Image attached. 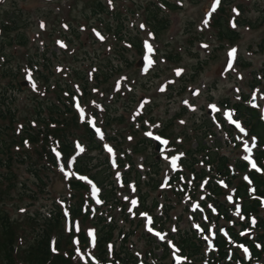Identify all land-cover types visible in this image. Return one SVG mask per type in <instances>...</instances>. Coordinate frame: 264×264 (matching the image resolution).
<instances>
[{"label": "rangeland", "instance_id": "1", "mask_svg": "<svg viewBox=\"0 0 264 264\" xmlns=\"http://www.w3.org/2000/svg\"><path fill=\"white\" fill-rule=\"evenodd\" d=\"M218 7L237 35L232 41L220 42L208 26ZM152 20L160 21V31ZM262 86L264 0H0V211L15 232V264L39 262L27 254L45 219L57 214L48 264H100L96 239L104 223L115 228L105 248L109 261L127 253L131 264L181 263L171 238L190 228L200 234L193 216L203 219L206 192L187 182L179 202L181 182L172 186L169 180L206 134L205 142L221 143L231 163L246 162L255 141L228 120L225 104L248 97L247 105L259 106L264 117ZM50 103L70 124L53 133L74 146L73 159L88 153L90 134L101 144L88 158L95 167L106 163L108 171L103 166L93 174L100 171L114 183L118 206L104 209L98 192L71 172L72 161L51 167L42 146L20 142L28 128L43 129ZM218 118L236 134L222 132ZM49 145L58 159L56 142ZM22 153L31 161L17 156ZM13 155L9 187L3 163ZM35 161L37 176L28 168ZM73 181L87 190H71ZM225 197L230 203L229 192ZM142 201L148 213L139 207ZM230 225L222 221L217 229ZM202 239L206 256L200 264H206L211 237ZM238 253L246 257L244 249ZM4 255L3 249L0 264Z\"/></svg>", "mask_w": 264, "mask_h": 264}, {"label": "trees", "instance_id": "2", "mask_svg": "<svg viewBox=\"0 0 264 264\" xmlns=\"http://www.w3.org/2000/svg\"><path fill=\"white\" fill-rule=\"evenodd\" d=\"M166 6H168L167 3ZM152 21L156 31H160L162 28L160 21ZM209 23L208 26L217 32L220 42L232 41L236 38V33L229 29L223 9L216 11L211 16ZM12 25L15 24L11 20V26ZM2 28L8 29L4 24L1 29ZM21 39L22 38L19 37V40ZM12 42L13 40H11V44ZM135 47L141 50V47L137 44H135ZM257 84L259 87L262 85L260 80ZM262 96L264 97V86H262ZM248 101V97H243L241 102H236L234 104L227 102V104H225V110L232 111L235 121L244 128L247 137L256 140L257 146L254 152V162L256 167L260 170V173L250 171L248 165L239 159L231 163L230 159L221 153L223 148L221 143L216 141L211 146L205 142L208 136L206 134L203 139H198L196 142L197 147L194 148V150L189 149L186 151L180 163L182 172L178 171L176 175L169 180V184L172 186L181 182L182 189L175 191L179 202L182 200L183 191L187 189V182L194 184L196 188L202 185L203 192H206L205 198L201 203V212H203L204 218L202 219L201 215L200 217L193 216L194 220L200 224L202 235H199L194 229L190 228L188 232L180 231L177 237L174 236L171 238L176 252L182 260L180 264L202 263L206 256L205 242L202 237H209L210 235H213V251L209 253L206 264H264V121L262 120L259 109L248 106ZM62 104L64 106L65 103ZM64 108L67 109L65 114L74 116V113L68 105L65 104ZM46 111H48V115L46 118L42 119L43 129L41 127L37 130L33 127L28 128L20 137V142L23 144L26 143L27 145L42 146L47 157L50 159L51 167H55L57 162L56 158L54 159L52 156L54 148L49 144L56 142L54 146H58L56 150L60 155V159L63 165L67 166L74 155V146L63 138L57 141L58 136L53 132L54 130L60 132V127H68L70 124L64 122V118H62L64 113L60 112L59 107L54 103L47 104ZM57 114L59 115L58 117H56ZM218 122L222 132L230 135L234 134L231 129L226 127L222 118H218ZM71 123L77 124L74 117ZM53 135L57 137V139H55ZM86 145H88L86 148L88 153L83 155V157L73 159L71 172L75 176L88 178L96 187L102 189L103 194L100 196V201L104 209L118 206L120 204V198L116 196L117 188L114 183L112 181V183H106L100 171L93 174V172L103 166L105 169L102 170L108 171L109 168L106 166V163L104 162L101 166L95 167V165H92V158H88V154H91V152L101 151V144L96 142L92 134H90L89 141H87ZM136 151L139 152L138 150ZM17 156L23 157L24 160L30 159L31 161L32 159V157H24L23 153ZM14 158L13 155L9 158V161L5 162V164L3 163L7 171L5 180L9 184V187L12 182L9 177V175L11 176L12 174L11 162H14ZM31 166L34 169L30 171L35 170L33 174H36L38 169H36L37 162L29 163L28 168H31ZM92 166L94 170H92ZM197 168H199V170ZM244 176L248 178L250 185L246 183ZM150 180L153 181L154 179L150 177ZM69 185L70 189L74 191L78 189L87 190V187L75 181L71 182ZM152 185L153 189L157 190V183ZM228 192L232 204L239 205V214H237L239 219H237V221H235L233 214L235 208L230 206L227 197H225ZM186 193L189 192L187 191ZM146 205L147 203L145 204V202L142 201L139 207L142 211H147L148 213L150 210ZM156 207L157 206L154 204L153 208L155 209ZM154 219L157 221V217H154ZM164 219L166 220V218ZM222 221L231 224L225 229V234L217 229L219 223ZM54 223H59V214H57L56 218L51 220V222L45 219L42 231L38 233L35 243L29 249L27 256H31L29 259L33 261L37 259V261H39L37 264H48L53 261L52 243L55 242L49 231ZM213 223L215 224V231H213L211 226ZM103 227L106 229L103 228L96 239V252L98 255L102 256H98L99 258L97 261H99L100 264H131L133 260L127 253L122 254V257H120V253H114L116 261H109L107 259L105 248L111 243L113 230L115 228L107 225V223H104ZM152 228L158 229L155 223L152 225ZM247 231L251 233L250 236L243 235V233ZM158 232L162 233L163 230L159 228ZM15 240V232L7 213L5 211H0V251L3 249L5 251L4 258L2 259L3 264H15V259L13 257ZM233 246L245 248L249 256L248 260L239 255V249H232ZM167 252L168 250H166L164 256H162V260L166 261L168 259L169 255Z\"/></svg>", "mask_w": 264, "mask_h": 264}, {"label": "snow or ice", "instance_id": "3", "mask_svg": "<svg viewBox=\"0 0 264 264\" xmlns=\"http://www.w3.org/2000/svg\"><path fill=\"white\" fill-rule=\"evenodd\" d=\"M234 51L235 50H233V53H234ZM253 167H255V165H253ZM229 199H231V198H229ZM133 203H135V201H133ZM237 214H239V210H237ZM253 223H254V221H253Z\"/></svg>", "mask_w": 264, "mask_h": 264}]
</instances>
